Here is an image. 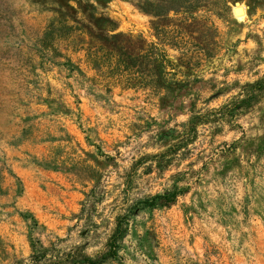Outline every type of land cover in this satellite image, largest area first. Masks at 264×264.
<instances>
[{
    "label": "rangeland",
    "instance_id": "1",
    "mask_svg": "<svg viewBox=\"0 0 264 264\" xmlns=\"http://www.w3.org/2000/svg\"><path fill=\"white\" fill-rule=\"evenodd\" d=\"M263 74L264 0H0V264L103 253L133 206L106 264H264V98L213 111Z\"/></svg>",
    "mask_w": 264,
    "mask_h": 264
},
{
    "label": "trees",
    "instance_id": "2",
    "mask_svg": "<svg viewBox=\"0 0 264 264\" xmlns=\"http://www.w3.org/2000/svg\"><path fill=\"white\" fill-rule=\"evenodd\" d=\"M264 98V74L261 78L253 83L246 84L238 96L232 97L229 102L213 110L219 113V116L227 119H234L241 115L243 111L258 104ZM209 119L202 114L192 115L186 122L182 130L181 144L189 141L192 133L196 132V127L205 123H211ZM217 122V120H215ZM174 147L168 148L165 152L157 157L169 153ZM182 194L179 186L174 185L171 189L166 190L162 195H156L147 199L144 203L145 207H168L176 201L177 195ZM135 211V207H129L124 213H120L115 218V224L112 232L107 238L105 251L97 253L93 256L88 255L81 246H75L66 251L53 249V253L49 255L48 250L42 248L40 251H34L30 264H106L109 261L120 262L121 257L119 251L122 247V242L129 231L130 216Z\"/></svg>",
    "mask_w": 264,
    "mask_h": 264
},
{
    "label": "bare ground",
    "instance_id": "3",
    "mask_svg": "<svg viewBox=\"0 0 264 264\" xmlns=\"http://www.w3.org/2000/svg\"><path fill=\"white\" fill-rule=\"evenodd\" d=\"M233 9H234V11L239 9V10H237V12H235V16H240L241 15L242 11L240 10V8L234 7Z\"/></svg>",
    "mask_w": 264,
    "mask_h": 264
},
{
    "label": "water",
    "instance_id": "4",
    "mask_svg": "<svg viewBox=\"0 0 264 264\" xmlns=\"http://www.w3.org/2000/svg\"><path fill=\"white\" fill-rule=\"evenodd\" d=\"M237 10H239V9H237ZM237 10H235L234 12H237Z\"/></svg>",
    "mask_w": 264,
    "mask_h": 264
}]
</instances>
